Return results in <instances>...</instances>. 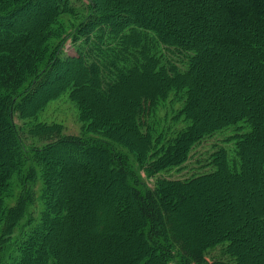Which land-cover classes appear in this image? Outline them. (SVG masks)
<instances>
[{
	"label": "trees",
	"instance_id": "trees-1",
	"mask_svg": "<svg viewBox=\"0 0 264 264\" xmlns=\"http://www.w3.org/2000/svg\"><path fill=\"white\" fill-rule=\"evenodd\" d=\"M73 1L85 4L84 15L70 37L76 56H63L64 43L50 48L48 42L60 15L74 14ZM159 2L165 0H0V264H9L6 255L13 248L14 264H74L75 254L56 233L75 235L81 220L91 224V234L104 250L112 249L111 241L120 248L121 264H264L255 228V223H264L262 197L254 201L253 216L247 219L234 209L235 201L211 193L218 213L233 208L232 218L225 227L200 233L199 239L180 221L190 211L189 203L202 205L199 197L205 199V189L225 188L232 199L243 183L251 187L256 180L264 181V0H216L211 9L196 14L209 42L246 54L254 66L234 70L232 84L219 77L232 92L216 104L211 103L205 71L221 64L223 52L205 47L195 29H175L161 19L164 8ZM211 12L222 20L218 30L208 27ZM142 80L148 82L143 86ZM128 87H136L135 92L129 93ZM171 91H185V104L174 122L184 118L188 123L166 135L149 121ZM64 92L86 124L81 135H66L57 124L34 123L27 130L15 125V113L33 118ZM129 96L128 108L119 114ZM105 101L113 102L115 112L100 110ZM103 112L108 117L104 121L99 116ZM239 122L249 125L246 133L237 126L234 130L235 147L245 156L241 170H230L220 147L210 156L209 165L215 168L210 175L189 181L156 179L152 188L143 180L142 174L151 179L179 167L204 137ZM26 135L42 144H24ZM80 156H96L102 172L119 178L120 187L105 189L103 196L109 200L121 195L123 202L100 205L91 215L86 202L72 191L63 192L77 169L92 182L81 190L82 200L98 191L97 167L91 158L81 161ZM39 172L44 206L39 223L33 227L30 218L28 234L12 237L34 204ZM14 174L22 176V191L5 208ZM224 243L236 261H208L206 250Z\"/></svg>",
	"mask_w": 264,
	"mask_h": 264
},
{
	"label": "rangeland",
	"instance_id": "rangeland-1",
	"mask_svg": "<svg viewBox=\"0 0 264 264\" xmlns=\"http://www.w3.org/2000/svg\"><path fill=\"white\" fill-rule=\"evenodd\" d=\"M201 2H196L193 4L191 0H165L164 3L159 2L164 11L161 15V19L166 18L171 23V26L177 29L179 26L189 27L191 29H195L198 33L202 34L201 40L202 44L205 47H212L215 50H219L223 52L224 59L221 61V64L216 66L213 69L205 71L206 78L211 80L208 83V90L211 97V103H221L224 99H226L232 91L226 88V84L222 85L221 81H219V77L223 78L224 83L232 84V77L234 70L242 69L245 67L253 66V63L247 62L245 59L246 54H242L241 52H237L236 50H231L223 45H216L208 41L207 39V29L202 28V17L198 20L196 19L197 12H203L207 9H211V6L215 4L216 0H199ZM74 3L76 1H73ZM84 6L83 2L75 3L74 14H62L57 19L56 23L53 25L54 36L49 40L48 46L51 48L53 45L59 43L60 41L64 43L63 48V56H76V52L73 49V45L70 42V37L80 23L82 16L84 15ZM170 12H169V11ZM32 11V10H31ZM34 11V10H33ZM36 11V10H35ZM167 15H165V12ZM169 15L173 16V18L168 17ZM196 16V17H195ZM209 23L208 27H214L216 30L221 28V19L215 15V13H208ZM28 25V24H27ZM29 26V25H28ZM31 27V26H29ZM16 28V27H15ZM36 28V27H35ZM230 52V53H229ZM171 61H174L173 56H169ZM254 67V66H253ZM204 68L202 71L204 72ZM251 70V68H250ZM66 75L69 71H65ZM227 80V81H226ZM148 81H141L140 83L144 86ZM231 86V85H230ZM138 88V87H137ZM142 88V86H140ZM136 87H128L127 91L129 93L135 92ZM127 98L125 100V104L121 109L118 110L119 114H123L128 108V104L130 102ZM186 100L185 91H171L168 96L161 100L156 106L151 118L150 124L156 129L157 132H163V134L168 135L169 133L180 130L185 127L188 123L184 118H180L177 122H174L176 116L179 114V111L183 108ZM113 102H104L103 109L101 111H105L107 114H112L115 112L116 108H113L111 105ZM136 105L138 102L135 101ZM247 102L245 103V105ZM246 107V106H245ZM99 110V111H100ZM96 113V112H95ZM101 120H106L108 117L103 114H99ZM14 123L17 127L27 130L29 125L34 123H44V124H57L61 127L62 132L66 135H81L83 130L86 128V124L80 120L79 109L75 102L70 100L68 92L61 93L57 98L49 101L33 118L22 119L19 114H14ZM238 127L241 133H246L249 130V125L245 122H239L233 124V126H228L221 131L216 133H212L206 137H204L200 142L195 144L190 152L188 159L179 167H172L162 172H159L155 177L148 179L145 174H142L143 180L148 184L149 187H153L156 179H171V180H192L198 178L202 175H210L214 172L215 168H212L209 165L210 156L213 152H215L218 148L222 147L225 150V154L227 157V164L230 170L239 171L242 168V159L245 157L242 152H238L236 149L237 139L234 140L236 132L235 127ZM24 144L32 145V146H40L42 144L41 141L28 137L27 135L23 138ZM260 149L264 151V143L260 145ZM125 151V150H123ZM88 155V154H87ZM93 157V156H92ZM94 157L96 159H94ZM91 158L90 156H80L81 161H87L88 159L92 160L94 165L97 167L98 174L94 179L96 181V189L98 191L94 194L90 193L85 200L83 199V190H87L91 185V180H89L88 175H83L79 169L73 171L66 179L67 190L64 189L63 192L70 193L71 191L74 193L75 197L78 199L81 198V201L86 202L88 213L92 215L93 211L100 205L108 204L110 207H113L116 203L120 204L123 202L124 198L121 195L112 196L109 200L105 199L103 196V192L106 191L107 188L120 187L119 178L116 176H111L107 172H102L99 159L94 156ZM22 176L14 174L11 179V187L7 191V194L4 197V206H13L19 195L21 194V184L20 181ZM33 191L35 194L34 204L29 208V212L27 217H25L20 223L18 227L14 229L13 236L14 237L18 232H23L24 234H28L29 226H27V221L32 218L34 219L32 222V226H36L39 221L40 212L43 209L42 202V181L40 172L38 174V179L36 181L35 186L33 187ZM205 189V188H204ZM253 192H252V190ZM205 199L201 196L199 197L200 203L204 206H196L193 203H189L190 211L184 210L182 218L180 219L181 225L188 229L190 234L195 233V235H200V233L215 231L218 228H222L228 225L226 224L232 217L230 216L233 210H240L242 214L246 215L247 219H251L253 216L254 210V201L257 198L262 197L264 199V181H257L253 186H249L247 183H243L240 185V188L237 190V195H232V199H230L228 190L225 188H218L215 191L204 190ZM215 192L217 198L224 195L225 202L229 200L235 201V208L230 210H221L222 212L218 213L214 204L209 200L211 198V193ZM230 192V191H229ZM65 194V193H64ZM195 204V203H194ZM84 205L81 204V208ZM116 207V206H115ZM176 212V208L173 212ZM214 211V213H212ZM187 212V213H186ZM263 212V211H262ZM217 213V214H216ZM247 213V214H246ZM220 214H222L220 216ZM172 215V214H171ZM218 215V216H217ZM244 218H240L243 220ZM240 220H238L240 222ZM202 223V227L198 228V222ZM203 221V222H202ZM214 227H212V226ZM33 226V227H34ZM255 228L259 231V239L262 244V250H264V223L261 222L255 223ZM3 230V222L0 218V238L2 236ZM91 224H85L83 220L78 224L77 233L75 235L64 234L63 232L56 233V238L60 239L61 242H66L65 244L70 247V250L75 254L74 264H121L123 252L119 249L113 247V243L109 244L112 247V251L105 249L102 247V244L98 241L97 238L93 237ZM193 232V233H191ZM212 234H216L214 232H210ZM218 233V232H217ZM20 234V233H19ZM199 239V236H197ZM195 239L196 241H198ZM227 246L228 243L219 244L215 247H211L205 252L206 259L210 262L217 261H226L233 262L236 261V257L231 254H227ZM82 249L84 252H82ZM103 250V252H102ZM77 251H79L77 253ZM71 252V253H72ZM72 253V254H73ZM264 253V252H263ZM9 264H14V262H10L12 257L15 256V249L13 248L9 254L6 255ZM48 264H54L52 261H49Z\"/></svg>",
	"mask_w": 264,
	"mask_h": 264
}]
</instances>
